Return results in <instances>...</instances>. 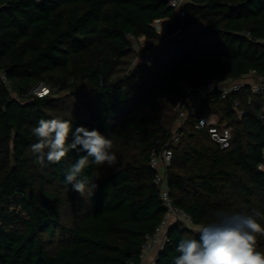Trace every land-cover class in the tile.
Masks as SVG:
<instances>
[{
  "label": "trees",
  "instance_id": "trees-1",
  "mask_svg": "<svg viewBox=\"0 0 264 264\" xmlns=\"http://www.w3.org/2000/svg\"><path fill=\"white\" fill-rule=\"evenodd\" d=\"M185 20L197 27L133 65L132 40L159 42L156 24L171 32L179 22L167 0H0V264H140L165 215L150 167L175 128L165 100L182 98L183 84L203 90L264 74V0H190ZM38 85L48 94H33ZM263 104L249 86L223 99L212 90L188 116L166 177L195 227L217 209L264 212ZM210 116L231 128L227 149L195 129ZM54 117L113 141L117 163L84 170L99 185L91 196L65 183L68 165L86 153L35 162L30 129ZM184 238L198 231L172 224L155 264H173ZM257 247L264 251V235Z\"/></svg>",
  "mask_w": 264,
  "mask_h": 264
},
{
  "label": "clouds",
  "instance_id": "clouds-1",
  "mask_svg": "<svg viewBox=\"0 0 264 264\" xmlns=\"http://www.w3.org/2000/svg\"><path fill=\"white\" fill-rule=\"evenodd\" d=\"M35 138L29 148L37 157L36 163L44 166L59 163L73 150L86 153L66 169V184L72 190L84 196L93 195L99 187L83 175L89 164L113 167L117 155L113 141L98 129L76 126L72 130L71 121L62 117L41 118L37 125L31 127ZM264 171V164L259 165ZM264 212L252 208L249 212H231L225 209L215 211V219L201 225L198 229L199 239H181L175 248L179 254L173 264H264V251L258 250V234L264 235Z\"/></svg>",
  "mask_w": 264,
  "mask_h": 264
},
{
  "label": "built area",
  "instance_id": "built-area-1",
  "mask_svg": "<svg viewBox=\"0 0 264 264\" xmlns=\"http://www.w3.org/2000/svg\"><path fill=\"white\" fill-rule=\"evenodd\" d=\"M189 1L190 0H167V7L173 11L174 16L179 20L181 25L185 24L186 4ZM201 27L206 28L205 25ZM191 28L196 27L191 26ZM0 78L3 83H7L3 74L0 75ZM249 79L253 81L249 82ZM244 86H249L250 92L253 94L264 95V74H257L254 70H251L246 76H243L237 81H230L222 84L209 83L203 90H198L187 84L181 86L183 96L176 107L177 118L172 136L167 145H165L160 152L153 151L150 155V167L155 171L153 183L159 189V198L165 209V215L160 224L155 228L153 234L146 236V241L141 247L139 257L140 264H155L157 253L166 241V232L172 224L178 222L186 228L195 230V226L189 214L173 204L166 177V171L172 158L171 148L179 142L182 136L183 126L188 116L197 110L200 101L208 92L217 90L223 99L230 93L240 91ZM32 93L41 97L48 94V88L43 85H38L32 90ZM193 100L195 101L194 104L192 102ZM235 106H237V103H235ZM261 112L264 115V104L261 108ZM238 114L241 115L242 110H239ZM194 126L196 130L206 129L210 140L221 150L229 147L231 128L227 127L225 124L218 125L216 117H198ZM261 164H264V156L263 161L259 165ZM261 172L264 173V171Z\"/></svg>",
  "mask_w": 264,
  "mask_h": 264
},
{
  "label": "rangeland",
  "instance_id": "rangeland-1",
  "mask_svg": "<svg viewBox=\"0 0 264 264\" xmlns=\"http://www.w3.org/2000/svg\"><path fill=\"white\" fill-rule=\"evenodd\" d=\"M185 24L181 25L180 22L177 23L176 26H173V30L170 32L166 29L165 25H157L156 28L161 36V40L156 43L150 44L149 41L145 40L143 37L139 38L138 40H132L133 45V54L131 55L130 59L132 60L133 65L137 63H145L149 64L154 56V54L163 46L168 44L171 40L175 38L182 37L186 33L190 32L192 30L191 27H186V20L184 21ZM164 24V23H163ZM197 27V26H195ZM170 32V33H169ZM70 95L66 92H62L60 94H56V97L63 98L65 101L70 100ZM181 95H174L171 96L168 100H165L166 106L171 110V112H168V115L166 116L170 117L175 115L176 107L178 106V103L180 102ZM176 122V121H175ZM174 130V128H173Z\"/></svg>",
  "mask_w": 264,
  "mask_h": 264
},
{
  "label": "crops",
  "instance_id": "crops-1",
  "mask_svg": "<svg viewBox=\"0 0 264 264\" xmlns=\"http://www.w3.org/2000/svg\"><path fill=\"white\" fill-rule=\"evenodd\" d=\"M194 28H192V30H193ZM251 81H253V80H251V79H249V82H251ZM193 102V104H194V100L192 101ZM198 229H199V227H195V231H198Z\"/></svg>",
  "mask_w": 264,
  "mask_h": 264
}]
</instances>
